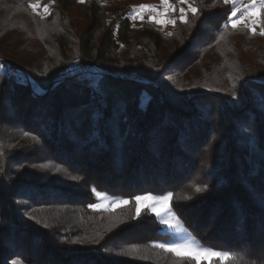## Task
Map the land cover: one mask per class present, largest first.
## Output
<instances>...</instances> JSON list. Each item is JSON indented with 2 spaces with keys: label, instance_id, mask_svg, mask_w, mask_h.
<instances>
[{
  "label": "trees",
  "instance_id": "1",
  "mask_svg": "<svg viewBox=\"0 0 264 264\" xmlns=\"http://www.w3.org/2000/svg\"><path fill=\"white\" fill-rule=\"evenodd\" d=\"M191 1L166 32L129 0H0V264H197L154 246L147 192L228 254L213 264H264V36ZM93 188L129 204L93 210Z\"/></svg>",
  "mask_w": 264,
  "mask_h": 264
},
{
  "label": "snow or ice",
  "instance_id": "2",
  "mask_svg": "<svg viewBox=\"0 0 264 264\" xmlns=\"http://www.w3.org/2000/svg\"><path fill=\"white\" fill-rule=\"evenodd\" d=\"M178 3L180 5L187 4V9L185 7L181 6L179 8V20L181 22L186 23L187 22V15L189 12H191L193 15L198 14V8L193 7L192 3L189 2V0H178ZM225 4L231 3L233 5L232 9L230 10V15L227 17L228 23L231 25L233 29L237 28L239 25H244L245 28L255 34L256 32V25L258 22L264 24V22H261L260 13L262 10H264V0H249L248 4H244L241 6L239 4V0H224ZM28 7L32 9H36L39 7L37 4H30ZM160 8L163 9V11H160L159 8L155 5H140L138 9H134V14L132 16V19L135 20L137 18L143 20L144 17L142 13L144 11H148L150 13L149 20H151L154 23L166 25L168 23H171L175 25L176 21L167 18L170 13H174L177 11V7L175 4H172L170 0H160ZM45 13H48L49 9L47 6H45L44 9ZM239 14V18H236ZM165 17V18H160ZM227 27V24H226ZM260 35L264 36V30L260 32ZM223 38V37H221ZM235 95V93H233ZM27 135V133H25ZM32 139L35 141L37 140L36 136H33ZM34 167H37L34 165ZM38 167L47 168V164L39 165ZM59 171V169H57ZM196 192H203L205 191V188L197 187ZM92 191L95 193L96 197L99 199H102L104 201H108L111 199L107 196L106 193L97 191L95 188L92 189ZM171 193H168L165 196H152L151 194L140 196L137 195L133 197V199L136 202V209L135 213L136 216H139L142 211V207L149 208L152 212L156 214L157 217H160V223L166 224L167 227L171 230H174L175 232H182L186 231L180 220L176 219L174 216L171 217L172 220H175V222H170L169 219V212L170 210L167 207L168 200L171 197ZM141 201H150V203L141 205ZM129 200L127 199H115L112 201L111 207L113 210L116 208H119L124 205H128ZM106 205L103 203H91L88 205L89 208L93 210H98L101 208H104ZM44 227H48L47 224L44 225ZM195 238L191 237L190 235L188 237H185L180 242H167V243H155L154 246L159 247L160 249H163L166 252L174 253L177 256H186L187 258L191 259L192 261L196 260H203L207 261L208 264H213V261L215 260H222L227 257V253L223 251H218L215 248L208 247H196L193 244V240ZM72 243H77V241H73ZM136 251L135 245L126 252L118 253V255L121 256H131L132 253Z\"/></svg>",
  "mask_w": 264,
  "mask_h": 264
},
{
  "label": "rangeland",
  "instance_id": "3",
  "mask_svg": "<svg viewBox=\"0 0 264 264\" xmlns=\"http://www.w3.org/2000/svg\"><path fill=\"white\" fill-rule=\"evenodd\" d=\"M102 2H105V3H108L110 0H101ZM176 1V4H178V6H177V11L176 12H179V8L181 7V6H183V7H185V9H187V4H185V5H180L179 3H178V0H175ZM170 2L172 3V4H174V2L172 1V0H170ZM189 2L190 3H192V5H193V7H195V5H194V3H193V1H191V0H189ZM52 3H53V0H30V4H37V5H39V7H37L35 10L34 9H32L33 10V12L34 13H36V14H38V15H40V16H47L50 12H51V8H52ZM249 3V0H239V4L241 5V6H243L244 4H248ZM129 5L131 6V12L129 13V17H130V19H131V21H132V24L134 25V26H141L143 23H144V21H146V20H148L149 22H151V23H153L154 25H156L157 27H159V28H162V29H164V31H166V32H170L172 29H173V24H171V23H168V24H166V25H162V24H157V23H154V22H152L151 20H149V15H150V13L148 12V11H144L143 13H142V15H143V17H144V19L143 20H141V19H139V18H137V19H135V20H133L132 19V16H133V14H134V9H138V7L140 6V5H155V6H157L158 8H159V10L160 11H163V9L162 8H160L159 6H160V0H129ZM45 6H47L48 7V9H49V11H48V13H45V11H44V9H45ZM176 12H174V13H170L169 14V16L167 17V18H169V19H172V20H175L177 17L176 16H178L177 15V13ZM72 13H74V15H79V10H73V12ZM180 14V13H179ZM160 18H165V17H160ZM236 18H239V14H238V16L236 17ZM260 18H261V13H260ZM240 26H243V24L242 25H240ZM256 31H262V25H261V23L260 22H258L257 23V25H256ZM5 70V72L7 73V71H8V67L7 68H5L4 69ZM76 71V70H75ZM26 74H28L29 75V73L27 72ZM27 75V76H28ZM30 76V75H29ZM67 76H69V75H67ZM87 75H83L82 77H86ZM91 76H97V75H91ZM97 191H100V192H104V193H106L107 194V196L108 197H110L111 199H109L108 201H104V200H102V199H99V198H97V201H96V203H103V204H105L106 206L104 207V208H102V209H108V210H113L112 209V207H111V204H112V201L113 200H115V199H127L128 200V198H126L125 196H123V195H120V194H114V193H109V192H107V191H105V190H103V189H100V188H95ZM169 192H163V193H155V192H147V193H145V194H141L140 196H144V195H148V194H151L152 196H157V197H159V196H165V195H167ZM147 203H150V201H141V205H144V204H147ZM122 207V206H121ZM167 207H168V209L170 210V212H169V219H170V222H175V220H172L171 219V217L172 216H174L176 219H179L178 218V216L175 214V212L173 211V209H172V207H171V197H170V199L168 200V204H167ZM143 208H146V207H142V209ZM117 209V208H116ZM154 213V212H153ZM155 214V213H154ZM156 215V214H155ZM158 218V220H159V222H160V217H157ZM180 220V219H179ZM180 222H181V220H180ZM161 224V223H160ZM181 224H182V226H183V228L186 230V231H182V232H175L174 230H171V229H169L168 227H167V225L166 224H161V226H162V228H163V230H164V232H166V233H168L169 235H170V237L167 239V240H165V241H161V242H158V243H167V242H180L181 240H183L185 237H188L189 235L191 236V237H194L195 239L193 240V244H194V246H196V247H204V248H208V246H205V245H203L195 236H193V234L184 226V224L181 222ZM217 250V249H216ZM218 251H221V250H218ZM223 252H225V251H223ZM228 258V255H227V257L225 258V259H227ZM225 259H222V260H225ZM197 264H200V263H202V262H207V261H203L202 259L201 260H196L195 261Z\"/></svg>",
  "mask_w": 264,
  "mask_h": 264
},
{
  "label": "built area",
  "instance_id": "4",
  "mask_svg": "<svg viewBox=\"0 0 264 264\" xmlns=\"http://www.w3.org/2000/svg\"><path fill=\"white\" fill-rule=\"evenodd\" d=\"M66 74H68V72H66ZM7 75L9 77L10 76H14V77H17V78H21V79L25 80L26 82H29L30 81L29 77L26 74L21 75L20 77H18L17 72L13 68H11V67H8ZM128 79L131 80L132 77H128ZM33 89H34V92L35 93H38L39 92V88H38V85L37 84H33Z\"/></svg>",
  "mask_w": 264,
  "mask_h": 264
}]
</instances>
